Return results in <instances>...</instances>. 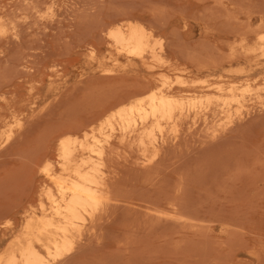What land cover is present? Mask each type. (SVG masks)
Wrapping results in <instances>:
<instances>
[{"label":"rangeland","instance_id":"1","mask_svg":"<svg viewBox=\"0 0 264 264\" xmlns=\"http://www.w3.org/2000/svg\"><path fill=\"white\" fill-rule=\"evenodd\" d=\"M0 13L7 25L12 20L18 28L17 37L0 38V253L22 227L26 209L37 207L45 183L40 171L43 143L51 134L62 127L77 129L165 73L174 82L178 75L198 80L193 85L198 90L229 82L252 88L243 105L233 106L238 114L234 124L212 138L213 128L206 131L198 119L179 143L182 147L164 160L170 166L169 161L184 154L190 157L184 156L193 173L186 236L182 238L179 223H171L169 245L160 232L155 236L161 234V240L148 241L153 247L147 244L146 252L148 238L132 245L134 238L127 240L131 231L126 236V230L113 229L123 250L113 238L109 246L98 250L95 245L74 263L264 264V55L259 39L264 34V0H0ZM122 17L155 30L156 53L174 63L163 69L151 55L143 63L108 45V26L124 21ZM232 53L235 58L228 62ZM151 63L158 66L149 68ZM16 118L23 123L19 128ZM138 242L144 252H138Z\"/></svg>","mask_w":264,"mask_h":264},{"label":"bare ground","instance_id":"2","mask_svg":"<svg viewBox=\"0 0 264 264\" xmlns=\"http://www.w3.org/2000/svg\"><path fill=\"white\" fill-rule=\"evenodd\" d=\"M4 18L0 16V38L7 34L17 37V25L12 20V26L7 25ZM131 20H119L115 23L112 20L109 23L108 30H103L108 45H114L126 57L136 58L143 63H147V58L151 55L163 69L174 63L171 60H161L159 52L156 53L155 30ZM259 39L264 55V34L261 33ZM248 50L249 48L246 52ZM233 53L228 62L235 58L236 54ZM155 64L151 63L148 67L158 66ZM243 69L239 68L237 71ZM157 78L158 80L147 83L143 88L134 89L113 101L98 117L89 118L91 120L84 124L80 123L82 126L79 124V129L73 130L71 126L72 130L67 128L70 131L59 128V131L57 129L56 133L51 134L46 144L43 143L45 148L42 146L44 151L40 150V163L44 165L40 171L45 176V183L39 188L37 207L31 205L26 209L22 227L0 253V264H73L86 250L90 252V248L94 249L95 245L98 250L105 248L113 238L116 246L122 248L123 240L117 236L115 238L113 229L117 232L126 230L125 233L131 231L132 234L128 235V232L126 236L128 235L129 241L134 238L132 245L144 236L145 240L148 238L146 241L143 239L145 245L143 240L141 244L144 245L143 249L146 246V252L151 245L148 241L161 240L158 239L161 234L155 236L157 233L161 232L167 243H170L174 237L172 229L168 228L171 223H179L182 238L186 236L191 217L188 209L192 169L188 170L184 153V159L180 157L179 161H169L170 166H164V160L173 157L170 151H176L198 119L207 126L206 131L213 128L209 137L216 138L219 131L226 130L237 114H233V106L243 105V101L247 100V91L252 88L249 84L229 82L217 83L216 86L209 84L198 90L193 88L198 81L195 79L191 81L178 75L176 84L165 73ZM237 108L241 110L238 106ZM223 114L227 118L222 119ZM216 118L218 119L214 121ZM16 121V127H21V119L16 118ZM11 133L13 131L6 136L7 140L11 138ZM180 146L181 144L178 148ZM198 166L201 169V164ZM203 167L205 166L202 165V169ZM172 176L175 177V182H171ZM194 222L191 221V224ZM152 237L156 239L149 240ZM139 244L138 242V252L142 248ZM131 247L130 245L128 248ZM143 249L141 252H144ZM85 253L83 256L87 257Z\"/></svg>","mask_w":264,"mask_h":264}]
</instances>
